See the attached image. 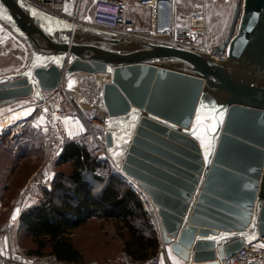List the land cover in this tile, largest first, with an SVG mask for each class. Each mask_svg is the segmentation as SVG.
I'll return each instance as SVG.
<instances>
[{"label": "water", "instance_id": "obj_1", "mask_svg": "<svg viewBox=\"0 0 264 264\" xmlns=\"http://www.w3.org/2000/svg\"><path fill=\"white\" fill-rule=\"evenodd\" d=\"M0 21L32 52L23 70L0 76V105L41 100L74 71L110 75L98 88L109 157L146 193L174 254L218 264L264 239V0L235 3L212 53L76 26L25 0H0ZM109 121H126V144L117 147L121 128Z\"/></svg>", "mask_w": 264, "mask_h": 264}, {"label": "rangeland", "instance_id": "obj_2", "mask_svg": "<svg viewBox=\"0 0 264 264\" xmlns=\"http://www.w3.org/2000/svg\"><path fill=\"white\" fill-rule=\"evenodd\" d=\"M90 3L91 0H86L85 12ZM234 5V0H177L176 14L180 19H186L182 23H187L191 14L203 13L206 34L211 46L216 47L228 32ZM130 6L129 1V18L136 21L140 28L147 27L143 16L137 12L132 13ZM31 54L25 40L0 21V76L23 70L29 63ZM78 74L81 76L75 77ZM72 76L73 79H67L66 75L61 77L54 90L41 91V100L33 95L22 97L27 98L25 105H12L7 113L0 115V129H3L0 130V264H12L15 256L11 249L15 245L25 252L35 246L30 237L19 228V216L28 208L25 204L29 200L35 202L33 205L42 200L43 193L51 190L56 175L67 174L71 169L69 163H58V157L64 143L72 139L85 144L93 156L107 164L105 170H97L99 174L108 176L109 172H115L133 188L155 221L159 233L156 222L158 218L147 200L148 196L144 195L129 176L128 178L114 168L103 133L93 128L94 124L106 120V114L104 109H99L100 100L91 96L95 84L88 78L90 74L77 71ZM94 93L99 94L98 90ZM95 98L98 99L97 104ZM23 107H30L26 112L29 114L21 112ZM67 118L79 121L83 131L69 136L64 127ZM3 122L8 124L3 125ZM23 152L25 156L21 157ZM95 186L94 193L100 188L98 183ZM17 209L20 214L15 221L12 217ZM116 225L119 227L122 223L115 219L93 216L85 224L71 230L72 243L83 255L81 264H139L130 262L122 254L121 246L127 237L126 229L118 231ZM165 261L163 259L164 264Z\"/></svg>", "mask_w": 264, "mask_h": 264}, {"label": "trees", "instance_id": "obj_3", "mask_svg": "<svg viewBox=\"0 0 264 264\" xmlns=\"http://www.w3.org/2000/svg\"><path fill=\"white\" fill-rule=\"evenodd\" d=\"M20 156H25V152ZM58 163H69L71 169L67 174L56 175L42 200L19 216V228L35 245L27 252L51 254L58 260L81 264L83 255L72 243L70 233L93 216L122 223L116 225L118 231L126 229L121 252L130 262L141 264L156 252L159 235L155 222L119 174H99L97 170H105L107 164L93 156L85 144L73 139L64 143ZM95 182L100 187L97 186L96 193Z\"/></svg>", "mask_w": 264, "mask_h": 264}, {"label": "built area", "instance_id": "obj_4", "mask_svg": "<svg viewBox=\"0 0 264 264\" xmlns=\"http://www.w3.org/2000/svg\"><path fill=\"white\" fill-rule=\"evenodd\" d=\"M25 1L53 17L96 31L137 37L204 53H212L215 48L211 46L206 34L205 15L193 13L187 23H182L183 21L176 14L177 0H91L86 12V0ZM129 1L134 9L133 12L143 16L147 27L140 28L136 21L129 18L127 7ZM242 1L234 0V3ZM141 11H145V14ZM214 56L224 58L226 50ZM106 126L107 122L104 120L102 123L94 124L93 128L104 135ZM147 200L149 201L148 197ZM260 240L245 243L236 253L219 259L218 264H264V239ZM11 252L15 256L12 264H76L58 260L50 254L35 255L25 252L18 245H15ZM163 259L166 260L165 264H171L167 260L165 247L161 241L156 252L141 264H164Z\"/></svg>", "mask_w": 264, "mask_h": 264}, {"label": "crops", "instance_id": "obj_5", "mask_svg": "<svg viewBox=\"0 0 264 264\" xmlns=\"http://www.w3.org/2000/svg\"><path fill=\"white\" fill-rule=\"evenodd\" d=\"M130 10H131V12L133 13V11H134V9L130 6ZM141 13L142 14H145V11H141ZM182 21H186V19H181ZM72 78V77H71ZM104 78V76H101L100 77V79H103ZM73 79V78H72ZM89 79H91V78H89ZM91 81H93L92 83L93 84H95V85H93V88H92V90H91V96H93V97H97L99 100H100V98H99V94H95L94 93V91H96V90H98V88H99V85H98V83H96L95 81H94V79L92 78L91 79ZM94 89V90H93ZM98 99H94L95 100V103L97 104V100ZM27 102V98H21V99H19V100H17L15 103H12V104H7V105H0V115H3V114H5V113H7L8 111H9V108L10 107H12V105H14V106H16V107H19V106H21V105H25V103ZM27 105V104H26ZM98 106H99V109L100 110H103L104 109V107H103V105H102V103H99L98 102ZM29 108L30 107H23V108H21V112H28L29 111ZM28 109V110H27ZM23 110H26V111H23ZM26 114H29V113H26ZM99 121H100V119H99ZM8 123H5V122H3V125H7ZM64 127H65V131H66V133L69 135V136H73V135H77V134H80L82 131H83V127H82V125L80 124V122L79 121H77V120H75L74 118H67V119H65V121H64ZM0 130H3V129H0ZM113 164V163H112ZM113 166H114V168H116L117 169V167H115V165L113 164ZM120 171V170H119ZM120 173H122L121 171H120ZM123 174V173H122ZM134 182V184H135V181H133ZM35 202H33V201H30L29 200V202H27L25 205V207H29V206H31V205H33ZM19 214H20V212L18 211L16 214H15V216H16V218H15V221L18 219V216H19ZM13 220V219H12ZM14 221V222H15ZM155 222V221H154ZM155 226H156V228H157V225H156V223H155ZM158 231V230H157ZM158 235H159V233H158ZM159 244H161V240H160V238H159ZM164 247H165V253H166V256H167V258L169 259V261L172 263V264H191V263H189V261L188 262H185V261H183L180 257H178L176 254H174L172 251H171V249H170V246H168V245H164Z\"/></svg>", "mask_w": 264, "mask_h": 264}, {"label": "snow or ice", "instance_id": "obj_6", "mask_svg": "<svg viewBox=\"0 0 264 264\" xmlns=\"http://www.w3.org/2000/svg\"><path fill=\"white\" fill-rule=\"evenodd\" d=\"M30 11H32V13L34 15H40L39 13H37L34 9H30ZM45 19H51L49 17H45ZM49 31H52L51 28L48 29ZM69 87H71V84H69ZM204 107V105L202 104L201 105V109ZM195 113H196V126L192 129V134L195 135L199 129V127L201 126V112L200 111H196L194 110ZM132 116L135 115V112H133L131 114ZM131 118V117H130ZM212 119L213 117H206L203 121V125H204V128H205V137H211V139H214L215 136L213 135V132H214V129H215V125L212 124ZM221 121H217V123H220ZM126 123V121H116V122H113V121H109V126L110 128L111 127H120L121 128V132L119 133H115V140L117 142V147L120 146V142L121 140H123V143L126 144L128 142V139H123L124 137H128L130 138V133L128 132V129L127 128H124L123 125ZM211 125V127H209ZM198 139H201L202 142L204 140V137H197ZM205 148L206 150H208L210 152V149H211V140L208 141L207 144H205ZM121 153H118V152H115L113 151V155H120ZM19 211V209H17V212ZM16 216L15 214L13 215L12 219L15 220ZM253 231H254V228H253ZM251 235V233L249 234ZM227 237H221V239H226Z\"/></svg>", "mask_w": 264, "mask_h": 264}, {"label": "bare ground", "instance_id": "obj_7", "mask_svg": "<svg viewBox=\"0 0 264 264\" xmlns=\"http://www.w3.org/2000/svg\"><path fill=\"white\" fill-rule=\"evenodd\" d=\"M74 72H77V71H74ZM74 72H71V73H69V74H67V79H69L70 77H74V76H72V73H74ZM84 72V71H83ZM86 73H88V72H86ZM88 74H90V77H88V78H93L94 79V81L96 82V83H98V85L101 87L105 82H109L110 80H111V78H110V75H108V74H101V73H88ZM80 74H78L77 76L75 75V77H80L79 76ZM101 76H104V78L103 79H100V77ZM83 78H85V77H83ZM87 78V77H86ZM93 84V83H92ZM100 96V95H99ZM100 102H101V99H100ZM102 103V102H101ZM28 110V109H27ZM107 132V131H106ZM105 132V133H106ZM114 164V163H113ZM115 167H116V165H115ZM117 169L118 170H120L125 176H127L128 177V175L127 174H125L120 168H118L117 167ZM129 178V177H128ZM129 179H131V180H133V181H135L132 177H130ZM135 184L137 185V182L135 181ZM144 195L145 196H147L146 195V193L144 192ZM260 240V239H259ZM259 240H257V241H259ZM261 241V240H260Z\"/></svg>", "mask_w": 264, "mask_h": 264}]
</instances>
